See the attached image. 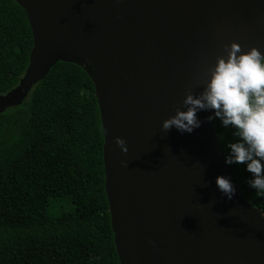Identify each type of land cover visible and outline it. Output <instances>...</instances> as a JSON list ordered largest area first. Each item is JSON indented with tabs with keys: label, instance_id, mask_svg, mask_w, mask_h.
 <instances>
[{
	"label": "water",
	"instance_id": "95a60500",
	"mask_svg": "<svg viewBox=\"0 0 264 264\" xmlns=\"http://www.w3.org/2000/svg\"><path fill=\"white\" fill-rule=\"evenodd\" d=\"M13 1L26 12L32 47L18 84L0 95V113L21 105L57 62L87 74L119 264H264V214L225 165L210 110L196 113L191 133L161 128L186 92L201 91L197 77L222 45L264 53V0ZM217 176L232 182V199Z\"/></svg>",
	"mask_w": 264,
	"mask_h": 264
},
{
	"label": "trees",
	"instance_id": "16d2710c",
	"mask_svg": "<svg viewBox=\"0 0 264 264\" xmlns=\"http://www.w3.org/2000/svg\"><path fill=\"white\" fill-rule=\"evenodd\" d=\"M31 47L26 12L0 0V95L18 84ZM94 93L80 67L57 62L21 105L0 113V264H119ZM214 130L224 155L232 130L218 119ZM228 168L264 214L244 165Z\"/></svg>",
	"mask_w": 264,
	"mask_h": 264
},
{
	"label": "clouds",
	"instance_id": "9594fccd",
	"mask_svg": "<svg viewBox=\"0 0 264 264\" xmlns=\"http://www.w3.org/2000/svg\"><path fill=\"white\" fill-rule=\"evenodd\" d=\"M222 48L223 54L203 66L197 77L201 91L186 92L181 107L161 122V128L191 133L201 123L196 113L210 110L205 119H218L234 137L224 145L225 165H244L250 174L247 185L256 196L264 197V53L256 47L242 50L236 42ZM114 141L121 152H127L122 138ZM214 182L221 195L232 199L236 189L227 177L217 176Z\"/></svg>",
	"mask_w": 264,
	"mask_h": 264
}]
</instances>
